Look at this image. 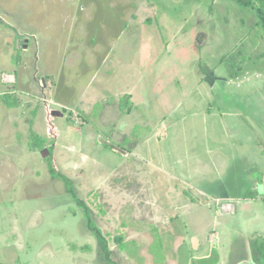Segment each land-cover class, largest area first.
I'll return each instance as SVG.
<instances>
[{
    "label": "rangeland",
    "instance_id": "374dc122",
    "mask_svg": "<svg viewBox=\"0 0 264 264\" xmlns=\"http://www.w3.org/2000/svg\"><path fill=\"white\" fill-rule=\"evenodd\" d=\"M257 22L236 0H0V264L244 257L264 238Z\"/></svg>",
    "mask_w": 264,
    "mask_h": 264
},
{
    "label": "trees",
    "instance_id": "16d2710c",
    "mask_svg": "<svg viewBox=\"0 0 264 264\" xmlns=\"http://www.w3.org/2000/svg\"><path fill=\"white\" fill-rule=\"evenodd\" d=\"M240 4H243L251 9H254L256 11V14L258 16V22L254 28L256 32H263L264 33V0H236ZM9 107H12V105H9ZM50 174L53 179H59L61 180L66 188V191L68 194H70L74 199H76V202L82 209H84V217L86 220V226L88 230L95 236L98 246L101 251V255L103 258L108 261L109 263H113V260L111 259L112 252L109 248V242L106 238V236L103 234L101 229H99L91 215L90 210L85 205V203L78 201L77 196L75 194V191L72 188L71 181L60 174L55 168L52 163H50ZM122 237L118 238V242H121ZM244 257H236L235 261L236 264H239V262H245V264H264V238L263 237H257L251 246V249L248 253L242 252ZM215 252H213L209 257L204 258L203 260H200L202 264H216L218 259L214 256ZM116 264V263H115Z\"/></svg>",
    "mask_w": 264,
    "mask_h": 264
},
{
    "label": "crops",
    "instance_id": "0c3cea01",
    "mask_svg": "<svg viewBox=\"0 0 264 264\" xmlns=\"http://www.w3.org/2000/svg\"><path fill=\"white\" fill-rule=\"evenodd\" d=\"M262 184H263V186H261V184H260L259 186H261V188H262V187L264 188V176H263ZM243 204H244V207H247V208H249V209L252 208V204H251L250 202H248V201L242 203V205H243ZM257 235H258V234H257ZM257 237H260V235H258V236L253 235V238H252L248 243L244 244V245H246L245 249L243 250L245 253H248V252L250 251L251 246H252V243H253V241H254ZM195 238H196V237H195ZM199 246H201V243H200V241L197 239V248H198ZM234 249H235V248H234ZM247 264H248V263H247Z\"/></svg>",
    "mask_w": 264,
    "mask_h": 264
},
{
    "label": "water",
    "instance_id": "95a60500",
    "mask_svg": "<svg viewBox=\"0 0 264 264\" xmlns=\"http://www.w3.org/2000/svg\"><path fill=\"white\" fill-rule=\"evenodd\" d=\"M194 247L197 248V238H193Z\"/></svg>",
    "mask_w": 264,
    "mask_h": 264
},
{
    "label": "built area",
    "instance_id": "2783aa9c",
    "mask_svg": "<svg viewBox=\"0 0 264 264\" xmlns=\"http://www.w3.org/2000/svg\"><path fill=\"white\" fill-rule=\"evenodd\" d=\"M230 205H227V207H224L225 211L226 210H230L231 208H229ZM232 211V210H231Z\"/></svg>",
    "mask_w": 264,
    "mask_h": 264
}]
</instances>
